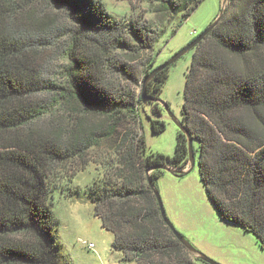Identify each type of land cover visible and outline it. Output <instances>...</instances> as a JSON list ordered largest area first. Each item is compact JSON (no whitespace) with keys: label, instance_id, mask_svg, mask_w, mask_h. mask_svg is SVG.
Here are the masks:
<instances>
[{"label":"trees","instance_id":"trees-1","mask_svg":"<svg viewBox=\"0 0 264 264\" xmlns=\"http://www.w3.org/2000/svg\"><path fill=\"white\" fill-rule=\"evenodd\" d=\"M201 1L154 0L156 27L141 16L113 17L99 0H0V264H70L59 255L50 199L61 184L52 169L86 164L103 142L119 156L87 192L112 248L135 264H192L146 175L155 166L184 169L187 139L178 130L174 154H154L133 128H142L143 80L161 64L155 52L177 31L161 25L188 19ZM60 13L70 28L57 26ZM48 49H62L59 71L40 64ZM191 51L180 123L200 180L220 220L251 232L264 250V0H230ZM169 68L148 84L149 98L158 99ZM149 120L153 133L165 130ZM162 173L151 172L155 187Z\"/></svg>","mask_w":264,"mask_h":264},{"label":"rangeland","instance_id":"rangeland-1","mask_svg":"<svg viewBox=\"0 0 264 264\" xmlns=\"http://www.w3.org/2000/svg\"><path fill=\"white\" fill-rule=\"evenodd\" d=\"M225 0H202L198 7L186 20L176 15L170 24L164 22L161 27L172 29L177 27L175 34H167L168 42L156 50L159 63L165 62L175 53L184 48L195 36L207 28L218 16ZM139 2V0H138ZM153 19L148 20L156 27L160 19L155 14L154 0H148ZM229 5V4H228ZM138 6V5H137ZM228 7V6H227ZM135 7L132 8V12ZM121 18L123 15L112 14ZM125 14L126 17H142ZM59 14L58 27L70 28L69 23ZM194 33V34H193ZM170 35V36H169ZM54 51H57L56 56ZM62 49H48L40 55L39 62L48 68L49 73L59 71L62 60ZM192 51L188 52L168 71V78L163 85L158 99L167 103L171 116L160 104L146 101L140 110V123L133 130L142 133L148 152L172 156L175 151L178 128L173 119L180 121L183 105V89L187 69L191 63ZM57 78V75H51ZM155 106L161 107V115L157 116ZM149 119L164 121L165 130L160 134L153 133ZM62 124L68 123L61 118ZM71 127V123L68 124ZM115 147L101 143L92 147L85 156V163L77 159L73 163L52 169V177L56 185L51 197L52 209L59 222L58 237L61 242L59 255L70 264H102L101 258L115 259L118 264H135L124 260L120 251L112 248L113 235L102 227L100 219L94 214V204L87 190L97 176H101L115 165ZM197 155L194 169L184 177H175L168 172L160 174L156 180V189L160 194L166 216L176 231L199 253L217 264H264V250L257 238L237 225L221 221L216 210L208 200L205 188L200 180ZM106 161H110L108 164ZM83 166L85 169H81ZM187 166V165H186ZM185 166V167H186ZM74 176L70 182L66 178ZM79 189V193L71 190ZM187 258L192 264H206L187 251Z\"/></svg>","mask_w":264,"mask_h":264},{"label":"water","instance_id":"water-1","mask_svg":"<svg viewBox=\"0 0 264 264\" xmlns=\"http://www.w3.org/2000/svg\"><path fill=\"white\" fill-rule=\"evenodd\" d=\"M229 2H230V0H225L223 2V7L221 8L218 16L193 41L188 43L180 51H178L173 56H171L169 59H167L165 62L161 63L158 67L153 69V71H151L144 78L143 83H142V90H141V97H142L143 103L146 104V101H149V102H153V103H156V104H160L162 107L165 108V110L168 113V115L171 116L167 103H164V102L160 101V99L149 98L147 96L146 91H147L148 84L154 79V77L158 73H160L161 71H163L166 68H169L178 59H180L182 56H184L185 54H187L188 52L193 50L201 41H203V39L219 24L220 20L222 19L223 15H224V13L226 11V8H227ZM173 121H174L175 125L177 126V128L179 129V131L181 133H183L185 135L186 139H187V147H188V163H187V166L184 169H172L169 166H155V167H152L149 170H147V172H146L147 182H148V185H149L151 191L153 192V195L155 196V199H156V202H157V205H158L162 220L167 225V227L171 230V232L176 237V239L187 249L188 252L193 254L196 258L200 259L204 263H206V264H217V263L213 262L212 260H210L209 258H207L206 256H204L202 254H199L185 240V238L176 231V229L174 228V226L171 224V222L169 221L168 217L166 216V212H165V209H164L160 194L157 191L154 183L152 182V179L150 178L151 172H153L155 170H162L164 172L170 173L171 175H173L175 177L180 178V177H184V176L188 175L195 167L196 160H195V155H194V151H193L192 137L189 134V132L185 129V127L180 123V121L175 120V119H173Z\"/></svg>","mask_w":264,"mask_h":264},{"label":"clouds","instance_id":"clouds-1","mask_svg":"<svg viewBox=\"0 0 264 264\" xmlns=\"http://www.w3.org/2000/svg\"><path fill=\"white\" fill-rule=\"evenodd\" d=\"M99 3L108 13L119 15L132 14L139 16L143 11V19L145 21L153 19V14L150 11L151 6L148 0H139V2L138 0H99ZM133 7H135L134 12H132ZM101 262L102 264H118V261L115 259H104L103 257L101 258Z\"/></svg>","mask_w":264,"mask_h":264},{"label":"built area","instance_id":"built-area-1","mask_svg":"<svg viewBox=\"0 0 264 264\" xmlns=\"http://www.w3.org/2000/svg\"><path fill=\"white\" fill-rule=\"evenodd\" d=\"M194 34V33H193Z\"/></svg>","mask_w":264,"mask_h":264}]
</instances>
